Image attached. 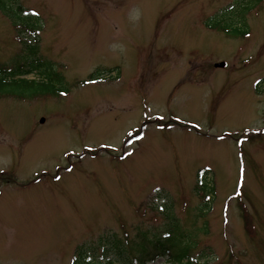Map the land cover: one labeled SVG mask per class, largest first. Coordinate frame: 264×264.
<instances>
[{
    "label": "rangeland",
    "instance_id": "1",
    "mask_svg": "<svg viewBox=\"0 0 264 264\" xmlns=\"http://www.w3.org/2000/svg\"><path fill=\"white\" fill-rule=\"evenodd\" d=\"M236 1L0 0V66L71 87L0 99V264H132L172 218L206 264H264V0Z\"/></svg>",
    "mask_w": 264,
    "mask_h": 264
},
{
    "label": "trees",
    "instance_id": "2",
    "mask_svg": "<svg viewBox=\"0 0 264 264\" xmlns=\"http://www.w3.org/2000/svg\"><path fill=\"white\" fill-rule=\"evenodd\" d=\"M251 0H237L234 4L235 12L238 8L237 6L244 7V10L248 7ZM11 6V5H10ZM20 10H22V7H19ZM0 9L7 10V3L0 2ZM239 9V8H238ZM18 15L17 13H15ZM33 17V16H30ZM217 20V18H215ZM244 21L238 20V23L243 24ZM210 28L213 30L215 28L219 29V27H213L211 24H208ZM234 24H225V26L220 25V31L228 34V35H235V33H239L238 27L235 29ZM240 34V33H239ZM33 65L30 68V72H25L22 69H18L16 71H12L9 73V76L12 75L13 77H17L21 74H27L32 73L34 70H38L41 73H39V76H41L43 79L40 80L41 82L37 81H26L25 79L22 80H13L11 83L6 81L7 76L3 75V72L0 71V96L1 94L4 96L5 93H8L5 91L6 89L16 91L17 95L18 92L21 93H27V91L31 93H35L36 95H41L42 97L46 94H69L71 92V87L68 88L67 84H65V79L61 75V73L51 68L47 65H42L38 62H32ZM31 65V64H30ZM14 93V92H12ZM20 96V95H19ZM208 175V172L203 173V175ZM202 175V176H203ZM212 186L211 181L204 182L202 179L200 180V183L197 184L196 191L198 196L202 194V196L205 198L206 201L209 200L211 202L213 196L212 192H210L209 187ZM211 196V197H210ZM199 213L203 212V209L198 208ZM252 228V227H250ZM205 232H208L207 229H203ZM153 238V239H152ZM146 243L141 248V254L138 256V258H135L133 261H135L136 264H138L140 261L146 262V258H142L145 254H147L149 250V247L152 246L150 249H153L154 251H157L159 255L157 257H167L170 258V264H201L200 262L203 260V258H208V253L206 251H200L199 245L197 242V237L191 232V233H185L182 229V226L179 225L176 218H172L167 225V228L162 232L161 235L156 236L153 235L151 238H145ZM79 252V251H78ZM77 252V253H78ZM89 253V252H88ZM149 253V252H148ZM229 261V259H228ZM79 262L78 255L75 256L73 264H78ZM80 264H91V263H85L82 262ZM106 264H116L112 261H107ZM206 264V263H203ZM231 264V263H230Z\"/></svg>",
    "mask_w": 264,
    "mask_h": 264
},
{
    "label": "water",
    "instance_id": "3",
    "mask_svg": "<svg viewBox=\"0 0 264 264\" xmlns=\"http://www.w3.org/2000/svg\"><path fill=\"white\" fill-rule=\"evenodd\" d=\"M218 66H220V67H225L226 65H225V64H220V65H218Z\"/></svg>",
    "mask_w": 264,
    "mask_h": 264
},
{
    "label": "snow or ice",
    "instance_id": "4",
    "mask_svg": "<svg viewBox=\"0 0 264 264\" xmlns=\"http://www.w3.org/2000/svg\"><path fill=\"white\" fill-rule=\"evenodd\" d=\"M161 119H162V117H161Z\"/></svg>",
    "mask_w": 264,
    "mask_h": 264
}]
</instances>
